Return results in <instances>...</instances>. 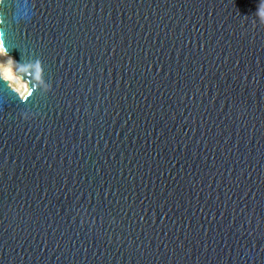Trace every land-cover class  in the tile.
Listing matches in <instances>:
<instances>
[{
    "label": "water",
    "instance_id": "95a60500",
    "mask_svg": "<svg viewBox=\"0 0 264 264\" xmlns=\"http://www.w3.org/2000/svg\"><path fill=\"white\" fill-rule=\"evenodd\" d=\"M261 12L4 0L0 264H264Z\"/></svg>",
    "mask_w": 264,
    "mask_h": 264
},
{
    "label": "snow or ice",
    "instance_id": "6c2138e0",
    "mask_svg": "<svg viewBox=\"0 0 264 264\" xmlns=\"http://www.w3.org/2000/svg\"><path fill=\"white\" fill-rule=\"evenodd\" d=\"M4 3V0H0V5H2ZM15 45H13L11 43V41H8L6 36L4 35V33H0V50H2V54H0V57H4V56H8V55H12V56H16L15 52H11L9 53L8 49L14 48ZM9 65L11 64V61L8 62ZM39 64L40 62L37 61V74L39 75ZM0 79L2 80H9L11 79V71H10V67L8 66H4V65H0ZM31 95V94H29ZM28 103H37L38 101H32V100H28V97L25 96H21L19 103L21 106H23V104L25 102ZM8 86L6 84L4 85H0V104H5L8 103Z\"/></svg>",
    "mask_w": 264,
    "mask_h": 264
},
{
    "label": "bare ground",
    "instance_id": "6f19581e",
    "mask_svg": "<svg viewBox=\"0 0 264 264\" xmlns=\"http://www.w3.org/2000/svg\"><path fill=\"white\" fill-rule=\"evenodd\" d=\"M10 67V71H11V79L7 80L9 83H21V85H17L19 88H14V90L19 93L21 96L23 93H26L28 91V86L27 83H23L18 76H16V70H15V65L11 62V64L8 66Z\"/></svg>",
    "mask_w": 264,
    "mask_h": 264
},
{
    "label": "rangeland",
    "instance_id": "374dc122",
    "mask_svg": "<svg viewBox=\"0 0 264 264\" xmlns=\"http://www.w3.org/2000/svg\"><path fill=\"white\" fill-rule=\"evenodd\" d=\"M9 61H11L12 63H13V59L12 58H10V57H8V56H4V57H0V65H4V66H9ZM16 72V71H15ZM16 76H18L17 75V73H16ZM19 77V76H18ZM19 79H20V77H19ZM21 80V79H20ZM22 81V80H21ZM23 82V81H22ZM23 83H25V82H23ZM10 84V86L14 89V88H19L18 86L19 85H21V83H12V85H11V83H9ZM18 85V86H17ZM28 86V85H27ZM25 93H23L22 95H24Z\"/></svg>",
    "mask_w": 264,
    "mask_h": 264
},
{
    "label": "clouds",
    "instance_id": "9594fccd",
    "mask_svg": "<svg viewBox=\"0 0 264 264\" xmlns=\"http://www.w3.org/2000/svg\"><path fill=\"white\" fill-rule=\"evenodd\" d=\"M261 15H264V12H261ZM0 54H2V50H0Z\"/></svg>",
    "mask_w": 264,
    "mask_h": 264
}]
</instances>
